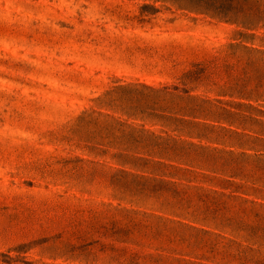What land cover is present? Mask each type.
<instances>
[{"label":"rangeland","instance_id":"1","mask_svg":"<svg viewBox=\"0 0 264 264\" xmlns=\"http://www.w3.org/2000/svg\"><path fill=\"white\" fill-rule=\"evenodd\" d=\"M0 264H264V29L0 0Z\"/></svg>","mask_w":264,"mask_h":264},{"label":"trees","instance_id":"2","mask_svg":"<svg viewBox=\"0 0 264 264\" xmlns=\"http://www.w3.org/2000/svg\"><path fill=\"white\" fill-rule=\"evenodd\" d=\"M178 10L201 14L217 21L233 24L244 29H264V0H153ZM117 155L149 161L148 156L160 155L152 151L117 152ZM146 156V157H144Z\"/></svg>","mask_w":264,"mask_h":264}]
</instances>
